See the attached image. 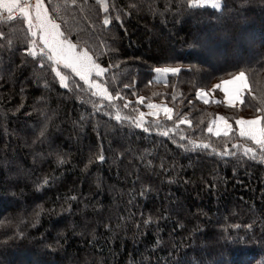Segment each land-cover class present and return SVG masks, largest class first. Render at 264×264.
Instances as JSON below:
<instances>
[{
    "label": "trees",
    "instance_id": "1",
    "mask_svg": "<svg viewBox=\"0 0 264 264\" xmlns=\"http://www.w3.org/2000/svg\"><path fill=\"white\" fill-rule=\"evenodd\" d=\"M43 2L69 40H88L106 69L97 81L113 99L95 95L68 69V87L61 86L50 67L41 69L25 51L33 39L26 22L0 15V162L6 169L36 164L27 182L15 186L0 170V221H11L0 226V241L7 240L0 264H264V160L235 123L264 110V0L243 6L220 0L227 9L193 7L189 0H103L107 11L99 0ZM237 60L248 85L243 103L197 98L198 89L226 78L219 69ZM176 65V75L153 71ZM153 102L172 116L147 117L148 132L115 119H137ZM218 115L231 125L228 136L207 131ZM63 137L73 142L71 150ZM245 147L257 158L245 155ZM225 148L236 155H219ZM38 153L50 159L40 162ZM38 192L42 201L21 213L15 198ZM173 204L188 214L175 213ZM79 226L88 228L75 238Z\"/></svg>",
    "mask_w": 264,
    "mask_h": 264
},
{
    "label": "snow or ice",
    "instance_id": "2",
    "mask_svg": "<svg viewBox=\"0 0 264 264\" xmlns=\"http://www.w3.org/2000/svg\"><path fill=\"white\" fill-rule=\"evenodd\" d=\"M4 3V7L0 9H6L9 13V18L11 19V14L14 11H19L23 17V20L27 24V29L29 35L33 38L29 41L30 47L25 49L29 56H32L39 60V65L41 69H44L46 66L51 68V71L55 73V76L59 79L61 86L68 87L66 83L68 80V76L64 74L63 70L68 69L71 73H74L76 76L80 78V80L84 81L89 88H95L99 93H101L106 99H113L112 95L107 92L106 89H103L100 84L95 82L93 78V74L95 77H100L106 71V69L102 68L93 58L91 54L92 48L89 45L88 40L80 41L78 40L76 43H73L71 40L67 38V36L61 31L60 25L55 22V19L49 17L48 11L45 8L43 0H35V4H26L22 5L18 3V0H2ZM75 0H73V3ZM101 6L104 8V11H107V6L104 5L103 0H99ZM241 6L247 3L248 0H240ZM189 3L193 7H200L205 4L211 3V7L213 9H221L222 7L227 9V4L222 6L220 0H189ZM34 9V14H33ZM241 9L237 8L235 11L239 13ZM231 9H228V12H231ZM222 16L227 15V12H222ZM218 19H220L218 17ZM104 25L107 26L110 21L107 17H105L103 21ZM2 35V33H0ZM195 43H197L201 48L207 47L206 41H201L199 38H195ZM39 48V53L36 52V48ZM175 59V58H172ZM111 67V65H109ZM229 68L232 71H229ZM155 73L158 74H172L176 75L181 71V67L179 65L176 66H167V67H155L153 69ZM223 73V76L226 78H218L219 83H215L211 85L212 89H220L227 96L228 94V85L232 84L236 81L243 82L245 79V70L241 67V63L239 60L227 64L225 67L219 69ZM134 83V81L132 82ZM132 83L124 84V88L132 87ZM151 83V81H149ZM245 91L243 85L235 90L236 95L241 97V103H243L242 93ZM203 89L197 90V98L203 99L201 93ZM96 94V93H94ZM135 95V93H132ZM116 96H120V93L117 92ZM144 97H138L139 102H143ZM191 103V102H189ZM204 103H208L207 99H204ZM128 105L125 104V107ZM149 109H156L157 105L149 103L147 105ZM164 113L171 119L172 109L164 107ZM258 112H261V115L255 116L251 119H244L243 117L236 120V125L238 126L239 136L245 138L246 140L252 141L254 144L258 145L260 148V159L264 160V110L257 108ZM146 114L144 112L139 113L138 119H132L131 117L122 118L119 114L116 115L115 119L118 122L123 123L124 119L130 120L131 124H133L136 128H143L145 132L150 131V129L144 124V116ZM147 115L155 116V111H150ZM218 119L223 120V117H218ZM178 123H188L186 120H178ZM230 129V125L225 123V127L223 129V135L228 136V132ZM208 132H213V127L210 124L207 128ZM164 136H168V131H164L162 133ZM215 135L219 136L221 134V129L215 130ZM44 135V132L41 131V136ZM181 140L184 139L183 136L180 137ZM194 148H209L207 143L197 144L195 141H190ZM180 147L187 148V145L181 144ZM233 148H239V145L233 144ZM216 151V149H213ZM252 153L251 159H256V150L253 148H244V154L248 155ZM221 156H229L236 155L235 152L230 153L227 148L223 152L218 153ZM97 159L103 161L104 156L100 155ZM143 194V193H141ZM145 224L148 223V220L144 221ZM5 224H11V221H0V226ZM7 239H11V237H7ZM5 241H0V245L6 243ZM176 264H198L196 261H182L177 260Z\"/></svg>",
    "mask_w": 264,
    "mask_h": 264
},
{
    "label": "rangeland",
    "instance_id": "3",
    "mask_svg": "<svg viewBox=\"0 0 264 264\" xmlns=\"http://www.w3.org/2000/svg\"><path fill=\"white\" fill-rule=\"evenodd\" d=\"M200 7H210V8H212L211 7V3H208V4H205V5H203V6H200ZM162 31H164V30H162ZM154 38H152V40H153ZM74 74V73H73ZM75 75V74H74ZM103 76V75H102ZM102 76H100V77H95L94 76V74H93V78L95 79V82L97 83V84H99V82L97 81V79H99V78H101ZM78 77V76H77ZM162 77H163V74H162ZM245 80V79H244ZM246 81V80H245ZM84 82V81H83ZM243 85V87L245 88V91H246V89H248V85H247V82H241V81H236V82H234V83H232V84H229L228 85V89H229V91H228V94H227V96L225 95V93L223 92V91H221L220 89H212L211 87L209 88V89H207L206 91L205 90H203V92L201 93V96L203 97V99H200L201 101H203L204 102V99H207V101H208V103H210V102H212V103H216V102H218L219 100H222V101H224L226 104H228V105H235V104H239V103H241V97H238L237 95H236V92H235V90L237 89V88H239V87H241ZM87 87H89L88 85H86ZM102 88L103 89H105L103 86H102ZM91 90H92V92L93 93H96L95 95H97V96H99V97H101V98H104V96L101 94V93H99L98 91H97V89H95V88H90ZM244 91V92H245ZM244 92L242 93V97H243V95H244ZM152 104H155V105H157V108L156 109H149L148 107H147V105L146 106H144V110L142 111V112H144L146 115L144 116V118L143 119H146L147 117H156V118H158V117H167L168 118V116L164 113V111H163V109H164V107H167V108H169L168 106H165L163 103H152ZM150 111H155L156 112V115L155 116H150V115H147V113H149ZM171 116H172V112H171ZM218 117H221V116H219L218 115ZM218 117H216L215 119H213L212 121H211V125H212V127H213V132H211L213 135H215L214 133H215V130L216 129H221V134H223V129H224V127H225V123H227V125H230V123L229 122H227L225 119H223V120H220V119H218ZM241 117H243L242 115H239V116H237L236 117V120L237 119H239V118H241ZM138 118H139V116H138ZM137 118V119H138ZM244 119H251V118H246V117H243ZM236 120H235V123H236ZM25 126H26V124L24 123V122H21L20 123V127L21 128H24V129H26L25 128ZM237 127V130H238V126H236ZM230 129H231V125H230ZM229 129V130H230ZM239 132V131H238ZM220 134V135H221ZM63 140H64V143L66 144V142L68 143V149L69 150H71L72 148H73V142H71V141H69V139L68 138H65V137H63ZM54 141V140H53ZM54 143H55V141H54ZM42 145V144H41ZM58 144H53V147L55 148L56 146H57ZM42 149H45L46 151L48 150V147H47V143L46 144H43V147H42ZM40 151V150H39ZM36 155V157H37V159L40 161V162H42V161H45V160H48V159H50V156L49 155H47V154H42V155H40L39 153H38V155L37 154H35ZM1 158V157H0ZM1 163V162H0ZM22 165L20 164V165H17V166H14L13 165V163H10L8 166H6L7 167V169L4 167V164H2L1 163V165H0V170H2V172H3V175H4V177H5V181L7 182V183H9V185H12V186H15V185H20V184H23L24 182H27V177H28V175H29V173L31 172V171H33V169H34V167L36 166V164H35V161H32V162H30V164H29V167L28 168H22L21 167ZM29 184H31V182L29 183ZM7 186V185H6ZM3 188H4V186H2V184L0 185V190H3ZM36 196L34 197V198H31V197H29L28 195H26V194H24L23 195V197L25 198V201H22L21 199H19L18 197H16L15 198V200H14V203L16 204V205H18L19 207H20V212L21 213H24V209H25V207H27V209H29V208H31L34 204H38L39 202H41L42 201V194L41 193H37V194H35ZM197 201V200H196ZM25 202H27V203H25ZM176 204V203H175ZM232 202H231V204H230V206L232 207ZM245 208V207H244ZM26 209V210H27ZM172 210L175 212V213H180V212H183V213H185V214H188V212H187V210L186 209H184V208H182V207H179V206H174V204H173V207H172ZM220 212H221V210H220ZM220 212H218V210L215 212V217L213 216V220H215V221H219V220H222V215H221V213ZM67 218V217H66ZM60 219V218H56L55 219V222L56 223H66V225H68L70 228H72L71 226H72V224L71 223H69V221L67 220V219ZM22 221V220H21ZM23 224V223H22ZM99 224V223H98ZM98 224H96V226L98 225ZM87 228L88 227H84V228H82V226L80 227L79 226V228L77 229V231L74 233H72V235H73V237H75V238H81L82 237V234H84L86 231H87ZM54 232H53V231ZM51 230V234H52V236H53V239L54 238H56V235H57V231H55V229H52ZM217 238H219V236H216ZM29 240H32V239H29ZM31 242V241H30ZM3 260H6V259H4L3 257H1ZM4 264H6V263H4Z\"/></svg>",
    "mask_w": 264,
    "mask_h": 264
},
{
    "label": "built area",
    "instance_id": "4",
    "mask_svg": "<svg viewBox=\"0 0 264 264\" xmlns=\"http://www.w3.org/2000/svg\"><path fill=\"white\" fill-rule=\"evenodd\" d=\"M18 3H20L22 5L31 4L32 0H18ZM11 15L13 16L14 20L23 19L22 15L20 14V12L18 10L14 11ZM2 16L3 17H9V13L2 14Z\"/></svg>",
    "mask_w": 264,
    "mask_h": 264
},
{
    "label": "crops",
    "instance_id": "5",
    "mask_svg": "<svg viewBox=\"0 0 264 264\" xmlns=\"http://www.w3.org/2000/svg\"><path fill=\"white\" fill-rule=\"evenodd\" d=\"M35 4V0H32L31 5ZM4 7V3L2 2V0H0V8ZM8 13L6 9H0V14H6ZM33 14H34V9H33ZM164 75V74H163Z\"/></svg>",
    "mask_w": 264,
    "mask_h": 264
},
{
    "label": "water",
    "instance_id": "6",
    "mask_svg": "<svg viewBox=\"0 0 264 264\" xmlns=\"http://www.w3.org/2000/svg\"><path fill=\"white\" fill-rule=\"evenodd\" d=\"M10 19V18H9ZM10 20H13V16H11V19Z\"/></svg>",
    "mask_w": 264,
    "mask_h": 264
}]
</instances>
